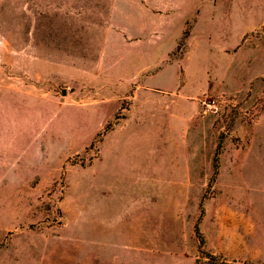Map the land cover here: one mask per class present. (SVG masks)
I'll return each mask as SVG.
<instances>
[{"label": "rangeland", "instance_id": "1", "mask_svg": "<svg viewBox=\"0 0 264 264\" xmlns=\"http://www.w3.org/2000/svg\"><path fill=\"white\" fill-rule=\"evenodd\" d=\"M264 264V0H0V264Z\"/></svg>", "mask_w": 264, "mask_h": 264}, {"label": "trees", "instance_id": "2", "mask_svg": "<svg viewBox=\"0 0 264 264\" xmlns=\"http://www.w3.org/2000/svg\"><path fill=\"white\" fill-rule=\"evenodd\" d=\"M208 258H209V261L207 264H217V263L213 262V257L209 256Z\"/></svg>", "mask_w": 264, "mask_h": 264}]
</instances>
